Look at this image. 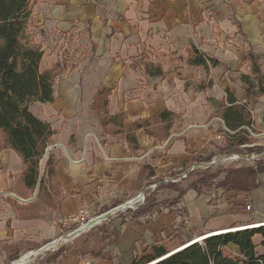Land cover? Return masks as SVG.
<instances>
[{
    "label": "crops",
    "instance_id": "1",
    "mask_svg": "<svg viewBox=\"0 0 264 264\" xmlns=\"http://www.w3.org/2000/svg\"><path fill=\"white\" fill-rule=\"evenodd\" d=\"M31 18L29 38L40 42L43 50L39 71L59 63L53 101L29 105L53 129L40 174L46 176L44 163L50 159L55 178L52 187L46 183L47 202L38 194V185L30 189L23 184L18 153L0 148V264L11 261L17 252L20 256L60 237L48 252L60 248V264H131L135 255L150 252L154 243L171 251L213 230L240 228V223L254 227L264 221V183H260L249 213L234 205L233 198H213L212 217L224 220L200 232L176 235L173 225L180 216L165 204L157 205L147 222L126 220L105 247L98 232L100 226L116 229L119 211L144 203L145 195L158 184L151 183L154 177L164 178L180 168L187 148L197 152L215 141L222 127L219 118L226 89L240 102L247 101L252 120H264V97L247 99L246 85L239 78L249 72L250 50L259 54L264 72V0H35ZM67 30L75 36L79 32L86 48L81 58L67 61L74 66L64 63L55 47ZM195 51L213 59L191 64ZM140 53L145 56L138 60ZM145 62L159 63L163 76L146 74ZM102 86L110 87L108 113L120 112L124 124L149 119L162 109L174 113L168 135L163 122H154L148 126L154 134L142 128L135 131L139 148L131 149L124 136L106 130L99 119L101 111L93 108ZM256 100L258 107L253 105ZM183 136L192 143L186 146ZM151 170L154 175L149 176ZM165 192L168 197L177 194L160 188L155 199L164 200ZM79 211L83 217L69 218ZM102 215L101 221L66 237ZM253 240L256 251L263 254L260 236ZM100 251V257L88 254ZM223 252L239 255L233 244L224 246ZM45 257L32 264H55L43 261Z\"/></svg>",
    "mask_w": 264,
    "mask_h": 264
},
{
    "label": "trees",
    "instance_id": "2",
    "mask_svg": "<svg viewBox=\"0 0 264 264\" xmlns=\"http://www.w3.org/2000/svg\"><path fill=\"white\" fill-rule=\"evenodd\" d=\"M31 0H0V148L9 147L15 150L21 157L23 169L21 178L23 184L30 189L38 185V194L48 202L50 194L46 183L52 187L55 178L54 168L50 159L44 163L46 176L40 174L41 159L45 152L48 138L53 129L49 122L39 118L30 109L32 102H51L54 99L53 79L57 73L59 63L44 72L39 71V63L43 50L40 42H36L26 36L27 18ZM190 59L191 64H203L205 58H213L205 53L195 51ZM145 56L140 53L139 59ZM249 72L240 73L239 78L245 83L247 99L252 97H264V72L260 68V56L254 51H247ZM146 74L151 76H163L159 63H144ZM110 87L102 86L100 95L93 98V108L101 111L100 122L106 130L113 134L124 136L131 149L139 148L135 131L142 128L147 134H154V128L148 127L154 122H163L161 126L165 130V137L176 115L167 109L158 111L149 119H137L133 123L124 124L120 112L110 115L107 111L108 94ZM264 104V100H263ZM220 117L226 126L234 133L223 139V143L217 148L220 152L237 153L240 156L263 149L260 145L244 146L254 138L250 137L243 126H249L252 122V113L247 101L240 102L228 89L220 110ZM186 146L192 143V139L183 136ZM213 144V143H211ZM206 147L192 152L187 148V158L182 161L180 168H176L166 175L186 172L185 177L178 181H163V177H154L151 181L158 183L151 193L145 195L144 203L133 207H127L119 211V226L108 231L105 226H100L102 247L106 246V240L115 238L120 232V227L126 220L141 218L149 221L151 213L159 204H165L171 212L178 214V207L183 195L188 189H193L197 195H209V201L213 199V190H220L221 194L233 192L250 193L260 185L258 175L264 171V158L255 160L252 164L240 163L233 160L229 163L209 164L214 153L205 154ZM200 162L209 164L199 165ZM197 164L193 169L191 165ZM154 175L153 170L149 176ZM165 191L174 190L176 196L157 201L155 192L157 189ZM52 189V188H51ZM232 194V195H233ZM260 236V244L264 246V224L254 227H243L219 233L206 234L198 241L191 239L182 242L179 248L169 251L163 244L154 243L150 252L135 255L131 264H264V253L256 251L254 236ZM49 241V240H48ZM44 241L42 244L48 242ZM233 244L238 248V256L228 255L223 252V247ZM62 250L47 253L43 261L54 260L60 264L59 254ZM95 257L101 256L89 252ZM19 253L11 256V260L17 259Z\"/></svg>",
    "mask_w": 264,
    "mask_h": 264
},
{
    "label": "rangeland",
    "instance_id": "3",
    "mask_svg": "<svg viewBox=\"0 0 264 264\" xmlns=\"http://www.w3.org/2000/svg\"><path fill=\"white\" fill-rule=\"evenodd\" d=\"M34 1L35 0L30 1L29 10L26 13V18H27V23H28L27 27H29V21H28L29 19H30V22L32 23L31 13L33 12ZM30 26H32V25H30ZM31 31H33V30H32V28L29 27L28 33L26 32V36L28 38L32 35ZM74 31H75V29H74ZM74 31H69V30L65 31L64 32V40L59 42V44L58 43L55 44L56 45L55 47L57 48V51L59 52L58 55H61V57L63 58V62L64 63L66 62L67 64H69L71 66L73 64L68 63L67 61H74L77 58L78 59L81 58L82 54H84V55L86 54V50H85L86 48L83 46V40L80 39L79 32L77 33L78 35L75 36L76 33ZM62 36L63 35H60V37H62ZM66 69H67V67H66ZM253 105L255 107L260 106L259 101L256 100L255 102H253ZM254 115H255V112H254ZM256 139L258 141L264 143V137H259ZM212 143L213 144H211L210 146H208L206 148L205 154L212 152V153H214V156H216L217 163H219V162L220 163H229L231 160L225 161L222 157L219 156V153H221V152L218 150L217 146L221 145L223 143V140L221 139L220 141H212ZM262 147H263L262 150H264V145ZM254 156H255L254 154L247 155V158H243L242 159L243 161H241L240 163H245V164L252 163L254 161V159H257ZM169 176L170 175H166L165 177H169ZM258 178H259L261 183H264V171L258 175ZM256 191L257 190L254 189L252 194L250 195L252 198H253V196H255ZM167 194L168 193L165 192V198L171 199L172 197H168ZM232 194H233V192H227L225 194H221L220 190L217 189V190H213V193L211 195L213 196V198H223V196H226L227 198H229V197L233 198ZM224 200H226V199H224ZM208 201H209V197L205 198V196H203V195H197L193 189H188L186 191V193L183 195V198H182V204L179 202L180 205L178 204L177 206L180 208L183 207L185 209H188L191 217H189L188 213L185 212V210H183L182 208L180 209V211L178 212V215L180 216L179 222H177L173 225V226H175V231H177L176 235L180 234V232H182L183 235L185 233L190 234L191 232H200L209 226H216V225L222 223V221L224 220L223 217H212L214 214V208H213V206L210 205V201L209 202ZM259 223H263V222H259ZM255 224L258 225V223H255ZM241 226H243L242 223H240L237 227L242 228ZM244 227H247V226H244ZM228 229H232V228H228ZM235 229H237V228H235ZM213 231H215V230H213ZM213 231H211V232H213ZM224 231H227V230H224ZM211 232H208L206 234H209V233L211 234ZM219 232H221V231H219ZM206 234L199 236V237H196V238H193L190 242H193L194 239L200 240ZM54 246H56V245H52L49 248L44 249V250L38 252L37 254L33 255L29 259L28 264H32L39 257H44L51 249L54 248ZM30 252H32V251L25 252L22 255H20L17 259L11 260L6 264H11V263L15 262L16 260H19L23 255H26Z\"/></svg>",
    "mask_w": 264,
    "mask_h": 264
},
{
    "label": "built area",
    "instance_id": "4",
    "mask_svg": "<svg viewBox=\"0 0 264 264\" xmlns=\"http://www.w3.org/2000/svg\"><path fill=\"white\" fill-rule=\"evenodd\" d=\"M250 110H251V108H250ZM219 120L221 121L222 127L214 135V140L215 141H220L221 139L223 140L225 137H229L231 134L234 133L233 130L229 129L226 126V124H225V122H224V120L222 118H219ZM243 129H245L247 131V133L249 134V136L254 138V140L252 142H250V143L243 144L242 147H244V146H253V145H260V146L264 145L263 142H260V141H258L256 139V138H259V137H264V120H257V121L252 120L251 124L249 126H243ZM251 154H254L255 155L254 157L257 158V159H254V161L255 160H261V159L264 158V150L252 152L250 154H244L243 156H240L237 153L221 152V153H219V156L222 157L225 161L240 160V162H241V161H243L242 160L243 158H247V155H251ZM213 163H217L216 156L212 157V160L210 161L209 164H213ZM252 163H249V164H252ZM209 164H205L204 162H200L199 163V165L204 166V167L208 166ZM196 166H197V164H193V165H191L190 169H193ZM185 176H186V172L183 171L180 174H175V175H171L169 177H164L163 181L164 182H167V181H178L181 177H185ZM233 204L237 205V207H240L245 212H252L253 211V201H252V198L250 196V193L237 192L234 195V197H233ZM83 215H84L83 211H79L76 215H72L69 218H71L73 220H77L78 218L83 217ZM101 219L102 218H100L98 221H101ZM262 222H264V221H262ZM248 225H244V226H248ZM244 226H241V227H244ZM75 231H77V229ZM75 231H72L70 233H75Z\"/></svg>",
    "mask_w": 264,
    "mask_h": 264
},
{
    "label": "water",
    "instance_id": "5",
    "mask_svg": "<svg viewBox=\"0 0 264 264\" xmlns=\"http://www.w3.org/2000/svg\"><path fill=\"white\" fill-rule=\"evenodd\" d=\"M121 207H124V205H122V206H118V207H115L114 209H112L111 212H117ZM108 214H109V213H108ZM104 216H105V215H102V216L95 217V218L89 220L88 223H87L86 225H84V226L80 227L79 229H77V231H75V233H78L80 230L84 229L85 226H90V225L94 224L95 222H98V220H99L100 218L104 217ZM242 228H243V227H242ZM75 233H68V234H66V237L73 236ZM202 238H203V237H202ZM61 239H63V237L58 238L59 241H61ZM55 241H56V240H54V241H50V242H47L46 244L42 245V246L39 247L38 249L33 250L32 252H30V255L33 256V255L37 254L38 252H40V251H42V250H44V249L49 248L50 246L54 245ZM180 246H181V245H180ZM180 246L176 247L175 249L179 248ZM175 249H173V250H175ZM173 250H171V251H173Z\"/></svg>",
    "mask_w": 264,
    "mask_h": 264
},
{
    "label": "bare ground",
    "instance_id": "6",
    "mask_svg": "<svg viewBox=\"0 0 264 264\" xmlns=\"http://www.w3.org/2000/svg\"><path fill=\"white\" fill-rule=\"evenodd\" d=\"M259 225L264 224L263 223H258ZM257 225V224H256ZM249 226V225H248ZM228 231V230H227ZM223 232V231H221ZM215 233H219V231L215 232ZM210 234V233H209ZM206 236V235H205ZM201 238V237H200ZM202 239V238H201ZM194 241H198V239H194ZM59 242V240H56L54 245H56ZM32 257V255H30V253L23 255L19 260H16L15 262L11 263V264H28L29 259Z\"/></svg>",
    "mask_w": 264,
    "mask_h": 264
}]
</instances>
